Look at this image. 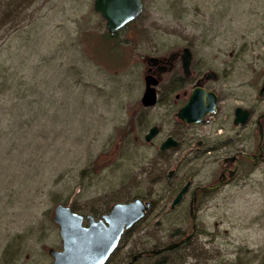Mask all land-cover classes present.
<instances>
[{
  "label": "rangeland",
  "instance_id": "obj_1",
  "mask_svg": "<svg viewBox=\"0 0 264 264\" xmlns=\"http://www.w3.org/2000/svg\"><path fill=\"white\" fill-rule=\"evenodd\" d=\"M94 2L13 0L14 12L0 10V264L53 261L49 249L63 247L57 205L88 225L86 216L138 197L154 206L107 264H264V159L197 203L189 243L133 261L191 234V193L174 211L172 200L190 179L211 183L223 159L159 152L184 129L164 95L169 76L161 101L141 105L145 59L190 47L201 72L219 75L223 106L262 111L264 0H143L111 40ZM154 125L162 133L147 143ZM256 143L257 134L239 136L240 147Z\"/></svg>",
  "mask_w": 264,
  "mask_h": 264
},
{
  "label": "water",
  "instance_id": "obj_2",
  "mask_svg": "<svg viewBox=\"0 0 264 264\" xmlns=\"http://www.w3.org/2000/svg\"><path fill=\"white\" fill-rule=\"evenodd\" d=\"M144 9L143 0H95L94 10L105 20L108 32L116 35L126 24L138 19ZM191 53L187 48L184 50L183 61L186 73H189L191 64ZM151 62H157V58H150ZM215 75V73H212ZM146 88L142 97V106L153 107L158 102L156 86L159 80L149 75L145 76ZM264 91V84L262 92ZM218 97L216 92L196 88L190 100L178 112V116L187 124L202 123L209 114L216 110ZM236 123H245L248 118V111L238 108ZM242 115V117H241ZM241 117V118H240ZM240 121H239V120ZM160 128L153 126L146 134L145 140L152 141L158 134ZM176 144V141L169 137L161 146L164 150ZM174 171H170L168 178H171ZM192 181H188L173 199L170 211L179 207L185 195L189 192ZM196 191L190 206V214L194 222L193 232L181 242L170 244L164 248L153 249L145 253L160 254L177 248L179 245L189 241L196 229V214L194 203ZM152 203L142 198H135L129 202L116 203L109 213L96 219L88 215L89 224L84 225V216L73 211L71 206L57 205L54 211V222L59 226L62 239V249H49L53 261L51 264H106L110 256L118 248L123 234L141 221L151 209ZM181 229L176 228L172 236L179 235ZM143 253L134 256L133 261L141 257Z\"/></svg>",
  "mask_w": 264,
  "mask_h": 264
},
{
  "label": "flooded vegetation",
  "instance_id": "obj_3",
  "mask_svg": "<svg viewBox=\"0 0 264 264\" xmlns=\"http://www.w3.org/2000/svg\"><path fill=\"white\" fill-rule=\"evenodd\" d=\"M187 48L190 50L192 56L189 73L185 72L183 61L184 50ZM152 57L157 58V62H151L150 58ZM144 62L146 67L145 74L159 80V84L156 86L158 96L157 104L161 101V89L164 84L165 77H170L168 80L170 85L165 90L164 95L167 96L169 100H171V97H174L173 103L171 104L177 108L175 111V117L177 123L184 129L183 132L181 131L179 133L169 134L163 141H161L158 148L159 152H168L172 154L184 153L186 156H192L195 160L202 159L207 154L218 155L223 158L219 161V168H221L220 174L216 178L215 176L212 177V181L208 185L194 186L193 180H188L192 181V186L188 192L191 193L190 206L193 199V193L195 191L196 201L194 205H197L202 198L207 197L216 189L232 183L242 169L250 168L256 163V161L264 159V109L262 111H258L257 106L252 107L251 105H241L229 108L223 106L222 103L225 96L222 94V88L216 86L219 81V75L213 70L201 72L200 66L195 60V53L190 47H184L181 50L173 51L166 56H148ZM212 73H215V75ZM262 85L258 91L260 101L264 102V91L262 92ZM196 88L216 92L218 102L215 112L206 116L204 122L187 124L178 116V112L190 100ZM238 108L248 111V118L245 123L239 122L237 124L235 122L237 119L236 112ZM254 118H256V121L255 124L252 125L251 120ZM229 122L232 126L226 125L229 124ZM154 126H158L160 128L159 134L154 138L156 139L162 133L163 129L160 125ZM243 132L250 135L257 134L256 146H253L250 150L247 149V145H241V147L239 145V136H241ZM234 133L237 134L234 135ZM169 137H172L176 141V144L162 150V144ZM153 140L150 142L145 141L147 143H151ZM172 171H174V175L176 170L173 169ZM176 242L178 241H175L174 243ZM142 252H145V250Z\"/></svg>",
  "mask_w": 264,
  "mask_h": 264
},
{
  "label": "trees",
  "instance_id": "obj_4",
  "mask_svg": "<svg viewBox=\"0 0 264 264\" xmlns=\"http://www.w3.org/2000/svg\"><path fill=\"white\" fill-rule=\"evenodd\" d=\"M12 2H13V0H0V10H1V12H2V9H4L5 8V11L7 12V16H8V13H12V12H14V9H13V6H12ZM14 4V3H13ZM1 14V13H0ZM7 19V17L6 18H2L1 19V21H5ZM0 21V22H1ZM116 38V36H112V35H110L109 33H106L105 34V38L104 39H106V40H111V39H115ZM153 206H154V203L152 204V208H153ZM151 208V209H152ZM151 211V210H150ZM149 211V212H150ZM148 212V213H149ZM102 215V214H101ZM187 243H189V242H187ZM178 249L176 248V249H173L170 253H173V252H176ZM109 261H110V259H109ZM108 261V262H109ZM155 264H166L165 262H163V261H158V262H156Z\"/></svg>",
  "mask_w": 264,
  "mask_h": 264
},
{
  "label": "bare ground",
  "instance_id": "obj_5",
  "mask_svg": "<svg viewBox=\"0 0 264 264\" xmlns=\"http://www.w3.org/2000/svg\"><path fill=\"white\" fill-rule=\"evenodd\" d=\"M139 253H143V252L141 251V252H139ZM139 253H137L136 255H138ZM136 255H134V256H136ZM140 258H141V257H139L137 260H139ZM137 260H136V261H137Z\"/></svg>",
  "mask_w": 264,
  "mask_h": 264
}]
</instances>
